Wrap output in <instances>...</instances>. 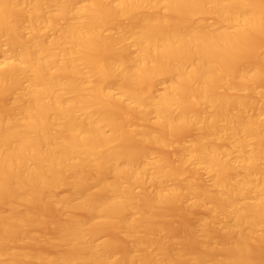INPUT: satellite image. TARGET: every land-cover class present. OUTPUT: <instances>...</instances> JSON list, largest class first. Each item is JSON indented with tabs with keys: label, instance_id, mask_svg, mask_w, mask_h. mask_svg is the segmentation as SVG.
Returning <instances> with one entry per match:
<instances>
[{
	"label": "bare ground",
	"instance_id": "obj_1",
	"mask_svg": "<svg viewBox=\"0 0 264 264\" xmlns=\"http://www.w3.org/2000/svg\"><path fill=\"white\" fill-rule=\"evenodd\" d=\"M264 264V0H0V264Z\"/></svg>",
	"mask_w": 264,
	"mask_h": 264
},
{
	"label": "rangeland",
	"instance_id": "obj_2",
	"mask_svg": "<svg viewBox=\"0 0 264 264\" xmlns=\"http://www.w3.org/2000/svg\"><path fill=\"white\" fill-rule=\"evenodd\" d=\"M33 264H45V261L39 260V261L34 262Z\"/></svg>",
	"mask_w": 264,
	"mask_h": 264
}]
</instances>
